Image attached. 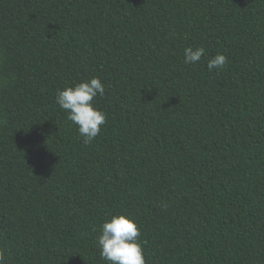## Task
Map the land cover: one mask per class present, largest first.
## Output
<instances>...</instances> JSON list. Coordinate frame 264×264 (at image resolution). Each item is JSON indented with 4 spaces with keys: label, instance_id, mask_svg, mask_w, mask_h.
I'll list each match as a JSON object with an SVG mask.
<instances>
[{
    "label": "trees",
    "instance_id": "obj_1",
    "mask_svg": "<svg viewBox=\"0 0 264 264\" xmlns=\"http://www.w3.org/2000/svg\"><path fill=\"white\" fill-rule=\"evenodd\" d=\"M94 77L85 144L56 95ZM115 215L146 264H264V0H0L6 264H109Z\"/></svg>",
    "mask_w": 264,
    "mask_h": 264
},
{
    "label": "clouds",
    "instance_id": "obj_2",
    "mask_svg": "<svg viewBox=\"0 0 264 264\" xmlns=\"http://www.w3.org/2000/svg\"><path fill=\"white\" fill-rule=\"evenodd\" d=\"M205 52L204 47L185 48L184 63L196 64ZM227 62V56L218 53L208 61V69H222ZM97 95H105V85L99 77L58 90L56 95V103L68 113L67 119L78 126L85 144L91 143L99 135L102 125L107 121V114L94 104ZM140 235L133 217L113 216L101 225L97 237L101 259L109 264H146ZM0 264H6V251L3 248H0Z\"/></svg>",
    "mask_w": 264,
    "mask_h": 264
}]
</instances>
